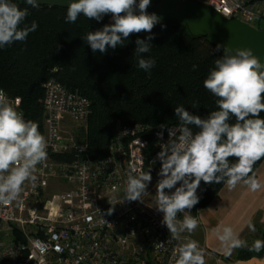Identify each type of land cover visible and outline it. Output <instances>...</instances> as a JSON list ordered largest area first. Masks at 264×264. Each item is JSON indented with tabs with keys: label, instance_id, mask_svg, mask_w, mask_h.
Segmentation results:
<instances>
[{
	"label": "clouds",
	"instance_id": "1",
	"mask_svg": "<svg viewBox=\"0 0 264 264\" xmlns=\"http://www.w3.org/2000/svg\"><path fill=\"white\" fill-rule=\"evenodd\" d=\"M151 2L68 0L66 23H75L81 15L97 22L110 15L111 23L89 31L84 37L92 52L101 54L109 48L123 46L130 35L149 33L146 39L135 40L134 50L137 67L148 72L155 66V60L145 59L143 54L151 51L154 39L151 33L161 20L147 11ZM25 3L32 8L40 4L38 0H25ZM27 17V8H20L12 0H0V48L25 41L36 31L35 21L30 25L24 23ZM224 47L217 45L216 50ZM203 86L216 98V110L201 117L183 105L175 107L179 124L168 130V140L160 144L156 157L161 167L155 208L163 213L161 223L175 240L185 231L192 233L198 227L199 221L191 215V209L199 203L197 190L202 181L223 183L229 189L241 182L252 191L261 187L250 173L254 163L264 158V118L260 115L264 112V61L251 48L230 49L214 60ZM198 106V102H193V108ZM47 147L39 124L25 119L0 89V203L18 201L26 182L35 179L37 165L47 159ZM135 173L136 169L132 168L127 176L124 200L143 202L149 195L151 169L147 173ZM112 211L110 208L108 214ZM179 215L183 216L182 220L178 219ZM249 228L255 230L251 222ZM216 232L226 255H231L233 249L248 247L247 241L231 226L218 227ZM162 245L156 243V247ZM249 250H264V241H254ZM170 264H205V253L196 241L189 239L173 253Z\"/></svg>",
	"mask_w": 264,
	"mask_h": 264
},
{
	"label": "built area",
	"instance_id": "2",
	"mask_svg": "<svg viewBox=\"0 0 264 264\" xmlns=\"http://www.w3.org/2000/svg\"><path fill=\"white\" fill-rule=\"evenodd\" d=\"M194 1L264 30V0ZM43 89L47 159L18 201L0 203V264H170L178 240L162 225L154 196L161 167L157 153L177 126L155 131L150 142L147 125L118 120L106 155L92 160L86 144H70L60 135L63 118L87 120L88 99L54 78ZM4 93L22 112L20 99ZM132 168L135 174L151 169L143 202L124 200ZM54 183L67 189L49 195Z\"/></svg>",
	"mask_w": 264,
	"mask_h": 264
},
{
	"label": "trees",
	"instance_id": "3",
	"mask_svg": "<svg viewBox=\"0 0 264 264\" xmlns=\"http://www.w3.org/2000/svg\"><path fill=\"white\" fill-rule=\"evenodd\" d=\"M156 1L152 0L147 11L161 20L151 33L154 35L151 51L143 54L145 59H154L155 66L145 72L137 67L135 40L146 39L149 33L130 35L123 46L109 48L103 54L93 53L84 37L89 31L111 23L110 15L100 22L81 15L75 23H66L67 8L48 5L32 8L25 0H12L20 8L28 9L24 23L30 25L35 21L38 27L25 41L0 48V89L20 99L25 119L37 122L41 133L45 81L54 78L67 90L86 97L91 112L86 129L77 133V142L86 144L92 160L106 155L118 120L147 125L151 142L155 131L178 126L174 114L177 106L183 105L193 114L207 117L216 110V98L204 88L203 81L214 67V60L226 52L222 48L217 51L206 36L191 35L184 23L160 15L154 8ZM256 1L261 0H249ZM193 102L199 106L193 108ZM260 115L264 118V112ZM262 161L264 158L254 163L250 175ZM223 186L202 181L197 190L199 203L191 214L206 208ZM251 224L255 230L248 225L240 235L248 247L233 249L235 256L231 258L218 255L221 259L240 264L252 257L264 258V250H249L254 241H264V224L256 220Z\"/></svg>",
	"mask_w": 264,
	"mask_h": 264
},
{
	"label": "water",
	"instance_id": "4",
	"mask_svg": "<svg viewBox=\"0 0 264 264\" xmlns=\"http://www.w3.org/2000/svg\"><path fill=\"white\" fill-rule=\"evenodd\" d=\"M39 5L67 8L68 0H38ZM155 10L186 25L193 36L203 35L207 40L230 49L251 48L264 61V30L257 29L239 19H228L215 9L194 0H158ZM225 53V54H226Z\"/></svg>",
	"mask_w": 264,
	"mask_h": 264
},
{
	"label": "crops",
	"instance_id": "5",
	"mask_svg": "<svg viewBox=\"0 0 264 264\" xmlns=\"http://www.w3.org/2000/svg\"><path fill=\"white\" fill-rule=\"evenodd\" d=\"M253 175L261 184L258 190L252 191L242 182L233 189L224 184L218 195L197 214V218L201 216L203 221L198 227L202 243L215 256L226 255L221 252L224 248L218 239V227L231 226L240 237L249 222L256 220L264 224V161ZM217 257V264H230ZM240 264H264V258L252 257Z\"/></svg>",
	"mask_w": 264,
	"mask_h": 264
},
{
	"label": "rangeland",
	"instance_id": "6",
	"mask_svg": "<svg viewBox=\"0 0 264 264\" xmlns=\"http://www.w3.org/2000/svg\"><path fill=\"white\" fill-rule=\"evenodd\" d=\"M86 127H87V120L82 121V122H76V121H72V120L67 119V118H63L62 119V123H61V127H60L61 138L67 140L70 144H79L77 142V133L81 129H86ZM43 133H44V128H43L42 134ZM178 186H179V184H177V187ZM66 189H67V187H65V186H63L61 184L60 185L57 184V183L50 184L49 195H51L54 192L63 191V190H66ZM199 212L200 211H198V213ZM197 214H191V215L197 217ZM199 218L200 219L197 218V220L199 221L200 224H202L203 221H202L201 216ZM179 219L182 220L183 216L179 217ZM198 227H199V224H198ZM198 227L192 233H188V232L185 231L184 233L181 234L180 239L178 240V248H179V246L182 243L187 242V240H189V239L190 240H194V241H196L198 243L199 247L201 249H203V251L205 253V264H217L218 263L217 259H219L217 257L218 255L215 256L214 254H212L210 251H208L204 247V245L202 243V239H201V234H200V231H199ZM221 252L225 253V251H221ZM228 256L230 258L235 256L233 250L231 252V255H228Z\"/></svg>",
	"mask_w": 264,
	"mask_h": 264
}]
</instances>
